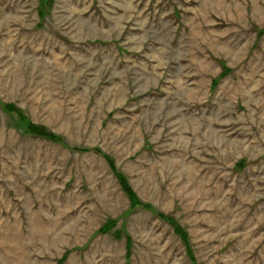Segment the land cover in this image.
<instances>
[{"label":"rangeland","instance_id":"1","mask_svg":"<svg viewBox=\"0 0 264 264\" xmlns=\"http://www.w3.org/2000/svg\"><path fill=\"white\" fill-rule=\"evenodd\" d=\"M0 102V264H264V0H0Z\"/></svg>","mask_w":264,"mask_h":264},{"label":"trees","instance_id":"2","mask_svg":"<svg viewBox=\"0 0 264 264\" xmlns=\"http://www.w3.org/2000/svg\"><path fill=\"white\" fill-rule=\"evenodd\" d=\"M0 107L7 114L8 113H15L16 115H18L22 119L24 126H25V130L28 132V134H30L32 136H37V137H40L43 139H47L53 143H58V144L62 143V141L58 137H56L54 134L46 132L44 130H41V128H36V127H32V126L28 125V123H26L25 120L23 119V117L21 116L20 112L16 108H14L12 105L2 104V102H0ZM114 173H115L114 176L117 178L123 192L129 198V200H131V201H133V203H135L134 202L135 196H134L133 192L129 189V187L127 186L125 181L123 180V177L121 175L117 174L116 171H114ZM181 239H182V242L186 246H189L188 239L186 238L185 235L181 236ZM188 253L191 254L189 251H188Z\"/></svg>","mask_w":264,"mask_h":264}]
</instances>
